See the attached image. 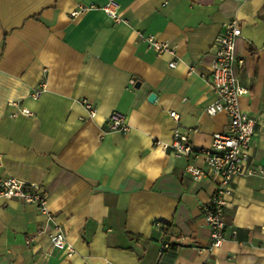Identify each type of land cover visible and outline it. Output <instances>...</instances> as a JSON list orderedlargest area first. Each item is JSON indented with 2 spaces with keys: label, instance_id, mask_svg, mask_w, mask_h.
<instances>
[{
  "label": "crops",
  "instance_id": "crops-1",
  "mask_svg": "<svg viewBox=\"0 0 264 264\" xmlns=\"http://www.w3.org/2000/svg\"><path fill=\"white\" fill-rule=\"evenodd\" d=\"M104 1L0 0V180L38 183L52 215L2 199L0 264H264V0H116L119 22ZM78 4L97 8L71 18ZM233 19L235 73L247 89L239 103L255 120L246 167L259 170L233 177L225 239L209 252L201 206L218 177L193 179L164 145L175 128L197 147L227 128L225 113L205 107L216 98L214 41ZM147 35L175 53L148 49ZM112 111L127 132L109 130ZM202 158L192 160L205 167ZM55 225L69 256L49 242ZM163 242L170 248L159 253Z\"/></svg>",
  "mask_w": 264,
  "mask_h": 264
},
{
  "label": "built area",
  "instance_id": "built-area-1",
  "mask_svg": "<svg viewBox=\"0 0 264 264\" xmlns=\"http://www.w3.org/2000/svg\"><path fill=\"white\" fill-rule=\"evenodd\" d=\"M119 4L116 0H105L100 9L114 22L122 21L119 15ZM97 8L93 4H78L70 13L71 18ZM241 34L238 22L233 19L225 23L223 30L217 35L214 41V61L208 78L209 84L215 94V100L205 107L206 115L213 116L217 113H225L228 118V125L225 131L213 133L208 147H197L193 145L188 137L178 131H173V138L170 143L164 145L176 157L187 159L185 172L193 179H200L205 176L218 177L215 182V189L209 200L201 206L203 220L209 229L210 245L209 252L219 249L225 239L226 222L224 219V207L226 198L231 194V181L237 175L251 174L259 169L246 167L249 157V145L255 131V120L247 115L241 108L239 99L247 92L239 81L235 73V40ZM147 48L160 54L169 52L174 54L175 49L167 41L158 39L155 35L145 36ZM176 60L169 61L168 66L174 67ZM42 88V87H41ZM41 90L32 93L33 97H38ZM81 103L88 110L89 115H95V107L86 99ZM18 105V103H13ZM21 113L32 116L33 113L22 107ZM169 117L176 125L180 122V114L175 110L168 112ZM126 117L119 111H112L107 117L109 130L127 132L129 125ZM203 156L205 167L196 165L192 158ZM2 199H19L25 204L33 205L45 217V221L52 220V215L47 207V196L43 193L38 183L26 182L16 177H7L0 180V203ZM155 226L165 228L159 222ZM232 236L235 231H231ZM31 238L25 240V244L30 246ZM183 240V237H180ZM51 246L66 255H71L74 248L67 240L64 231L59 225H55L49 234ZM170 244L163 242L160 245L159 253L169 249ZM207 264V263H202Z\"/></svg>",
  "mask_w": 264,
  "mask_h": 264
},
{
  "label": "water",
  "instance_id": "water-1",
  "mask_svg": "<svg viewBox=\"0 0 264 264\" xmlns=\"http://www.w3.org/2000/svg\"><path fill=\"white\" fill-rule=\"evenodd\" d=\"M154 97H155V95L153 94V93H151L150 95H149V100H153L154 99Z\"/></svg>",
  "mask_w": 264,
  "mask_h": 264
}]
</instances>
